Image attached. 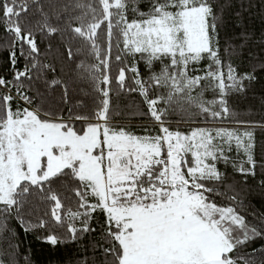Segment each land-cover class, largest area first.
Segmentation results:
<instances>
[{
  "label": "trees",
  "instance_id": "16d2710c",
  "mask_svg": "<svg viewBox=\"0 0 264 264\" xmlns=\"http://www.w3.org/2000/svg\"><path fill=\"white\" fill-rule=\"evenodd\" d=\"M121 5L106 21L103 0H0V130L10 101L77 134L95 114L159 146L163 132H208L218 176L191 188L241 219L246 231L229 264H264V0ZM200 6L209 50L199 60L153 58L123 43L127 24ZM180 160L188 175L192 159ZM119 233L75 163L41 183L20 182L0 203V264H120Z\"/></svg>",
  "mask_w": 264,
  "mask_h": 264
},
{
  "label": "rangeland",
  "instance_id": "374dc122",
  "mask_svg": "<svg viewBox=\"0 0 264 264\" xmlns=\"http://www.w3.org/2000/svg\"><path fill=\"white\" fill-rule=\"evenodd\" d=\"M121 2L103 0L106 21L118 15ZM206 16L203 6L174 15L163 12L124 26L122 40L130 50L153 58L168 55L172 62L196 61L209 50ZM6 111L0 130V203L10 201L20 182L38 184L77 163L78 176L119 227L120 264L230 263L229 253L246 231L241 219L229 208L208 204L202 191L191 188L199 179L218 176L211 164L216 159L215 139L208 132H163L159 146L158 140L109 128L100 114L103 123L87 125L77 134L42 119L25 103L13 106L9 101ZM155 124L161 127L160 122ZM220 133L235 143L243 137L232 131ZM186 156L192 159L188 175L179 166ZM136 182L148 193H137ZM125 191L154 200L149 205L120 206L115 197Z\"/></svg>",
  "mask_w": 264,
  "mask_h": 264
},
{
  "label": "built area",
  "instance_id": "2783aa9c",
  "mask_svg": "<svg viewBox=\"0 0 264 264\" xmlns=\"http://www.w3.org/2000/svg\"><path fill=\"white\" fill-rule=\"evenodd\" d=\"M95 123L101 124L103 123L99 118L98 114H95ZM162 197V196H161ZM154 200L153 197H140L131 191H125L123 195L115 197L116 204L120 206H128V205H137L139 203H143L145 205H149Z\"/></svg>",
  "mask_w": 264,
  "mask_h": 264
},
{
  "label": "crops",
  "instance_id": "0c3cea01",
  "mask_svg": "<svg viewBox=\"0 0 264 264\" xmlns=\"http://www.w3.org/2000/svg\"><path fill=\"white\" fill-rule=\"evenodd\" d=\"M130 187H131V186H130V185H128V186H127V188H126V187H125V188H126V190H129V188H130ZM133 189H135V186H134V188H133Z\"/></svg>",
  "mask_w": 264,
  "mask_h": 264
}]
</instances>
